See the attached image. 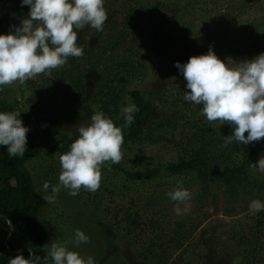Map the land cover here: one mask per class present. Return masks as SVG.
I'll list each match as a JSON object with an SVG mask.
<instances>
[{
    "label": "trees",
    "instance_id": "16d2710c",
    "mask_svg": "<svg viewBox=\"0 0 264 264\" xmlns=\"http://www.w3.org/2000/svg\"><path fill=\"white\" fill-rule=\"evenodd\" d=\"M21 5L22 0H0V35L14 32L13 26H20L21 20L27 17L30 8ZM104 6L108 19L103 32L90 26L77 31V44L84 49L83 57H70L51 76L39 74L23 84L17 81L15 88L8 86L5 93L0 91V112H19L21 99L29 98L27 92L33 89L37 93L45 92L56 102L72 105L69 111L80 126L91 123L97 107L103 111L122 128V161L105 162L100 188L95 193L81 190L75 199L84 197L83 211H93V222L99 220L123 239L137 241L142 246L137 251L139 259L148 264H181L182 250L208 216L193 209L179 215L174 209L160 212L163 208L175 207L167 193L182 181L192 194L188 202L193 206L205 207L204 210L208 205L214 215L219 212L228 217L249 212L252 200L264 202V174L251 166L258 165L264 139L249 145L233 142L225 146L222 136L231 135L232 126L209 123L195 105L184 101L187 82L179 70L173 83L180 88L165 89L155 103L148 99L151 95L148 91L132 84L144 75L150 54H160L157 52L160 44L153 37L166 39L162 27L185 44L196 28L197 16L205 26L204 35L191 42L192 54L183 57V64L192 56L206 54L210 48L220 59L227 54L234 61H240L241 52L255 38L261 40L263 52H260L264 53V0H105ZM151 18L155 30L151 35H144L143 23ZM159 62H154L155 70L163 65ZM160 72L168 74L165 68ZM129 103H134L140 111L135 114L134 122L126 126L120 109ZM49 137V133H43L38 140L34 135L28 136L23 157H10L7 147L0 146V215H3L0 264H8L17 255L28 259L30 251L40 256L44 264L50 250L41 200L28 166L45 154L41 153V146L47 147L59 160L61 154L70 150L78 132H60L51 146L46 142L42 145V139ZM139 150L163 153L159 157L151 156L150 163L142 165L136 154ZM253 216L255 229L260 232L264 228V220L261 221L264 211ZM7 219L14 230L6 242L10 232ZM89 225L91 231L86 228L88 233L82 232L105 241L97 235L96 226ZM21 249L20 254H15ZM101 249L94 260L103 256L107 248L101 245ZM252 251L255 245H250L246 254ZM203 257L209 259L206 255ZM261 260L264 264V259ZM47 264L53 261L49 258Z\"/></svg>",
    "mask_w": 264,
    "mask_h": 264
},
{
    "label": "clouds",
    "instance_id": "9594fccd",
    "mask_svg": "<svg viewBox=\"0 0 264 264\" xmlns=\"http://www.w3.org/2000/svg\"><path fill=\"white\" fill-rule=\"evenodd\" d=\"M104 3L105 0H22L21 6L30 8L27 17L20 26H13L14 32L0 35V86H10L16 81L23 84L39 74L51 76L70 57L82 58L84 49L77 44V31L90 26L103 32L108 19ZM175 67L187 82L184 101L199 106V114L209 123L232 126L233 133L222 136L225 146L233 142L249 145L264 139V53L251 60L228 58L225 62L210 48L204 55L190 57L187 63L177 62ZM120 111L125 125L130 126L140 109L129 103ZM20 115L18 111L0 112V146L7 147L10 157H23L26 152L30 129L24 126ZM123 143L122 128L98 107L94 109L91 123L78 127V138L71 143L69 151L59 156V183L51 186V194L43 199L47 204L54 203L62 189H67L73 197L81 190L95 193L101 186V168L105 162L122 161ZM257 163L258 166L251 165L253 170L264 174V156ZM49 188L45 182L44 191ZM167 195L175 202L174 211L178 215L180 205L186 208L192 196L182 181ZM261 211L264 202L252 200L249 213L255 215ZM89 241L84 232L75 230L72 242L76 247ZM49 258L53 264H95L91 256L85 258L70 251L67 244L51 243L44 264ZM8 264H41V257L30 251L28 259L17 255Z\"/></svg>",
    "mask_w": 264,
    "mask_h": 264
},
{
    "label": "rangeland",
    "instance_id": "374dc122",
    "mask_svg": "<svg viewBox=\"0 0 264 264\" xmlns=\"http://www.w3.org/2000/svg\"><path fill=\"white\" fill-rule=\"evenodd\" d=\"M167 17L169 16L167 15ZM199 18L200 16H197L196 28L189 34L190 40H187L185 44L173 38L172 34H167L169 30L164 27H162L161 31L166 36L165 40H159L157 36L153 37L154 39L156 38L155 43L158 42L160 44L161 48L157 51L160 54H150L144 75L132 84L137 89L148 91L151 94L148 99L153 103L157 102L159 97H162L165 89L178 90L180 88L173 83V77L175 75L176 77L178 76V69H176L175 64L177 62L183 64V57L192 54L193 45H191V42L203 37L205 26H203L201 18L200 20ZM141 29L144 35H151L150 33L155 30V22L152 18L148 19L143 23ZM260 42L261 40L258 38L252 39L251 45L241 52L240 61L251 60L263 52ZM201 54L199 53L197 56ZM228 58V55L225 54L221 60L227 62ZM157 61H160L159 63L163 65L161 68L158 66L155 70L154 62ZM163 68L167 70V75L160 72ZM172 72L175 73L172 75ZM11 86L15 88L17 81ZM0 87L3 88L4 93L8 90V86ZM35 91L33 89L27 92L30 97L28 98L26 95L27 97L20 101L19 112L21 115L19 119L23 121L25 127L30 129L27 137L34 135L38 140L41 139L40 136L43 133H49L50 137L47 140L42 139L41 143L44 145L46 142V145L51 146L53 139L56 138L58 133L78 132L79 121L69 111L72 105L56 102L45 92L37 93L38 91ZM17 99H20L19 96ZM196 108L200 112V107L196 106ZM41 147V153L45 152V154L31 161L28 168L37 186L41 200V216L48 230L51 243L67 244L70 251L78 252L85 258L91 256L93 259L102 252L101 245H104V249H107L105 252L103 251V256L94 260L95 264H148L147 261L145 262L137 256V251L141 250L142 247L137 241H133L132 238L123 239L121 235L114 232L110 227L106 229L99 220H95L96 223L93 222V211L91 210L90 213L83 211V196H81L80 200H76L75 197L68 194L67 189H62L56 196L55 202L47 204L43 196L50 195L51 186L59 183L60 164L52 151H48L47 147ZM260 150L262 151L260 153L264 156V141L261 143ZM162 153L163 151L161 150H139L136 154L139 163L141 162L144 165L145 163H150L148 160L151 156L159 157ZM168 158H165V160ZM254 171L258 172V170ZM259 174L262 173L259 172ZM45 182L50 185L47 192L43 189ZM220 203L223 204L221 201ZM221 204L220 207L222 208ZM167 206H170V204H167ZM180 207L181 213L193 209L196 212L200 211V215L206 213L208 216L207 220L199 227L196 236H193L191 242L182 250L181 264H263L261 259H264V228L257 232L252 214L243 212L237 216L228 217L218 212L217 215H214L210 206L207 205L206 209L203 210L205 207L193 206L189 202H187L186 208L185 205H180ZM243 208L245 209L246 207ZM171 209H174V207L163 208L160 212L166 213ZM263 220L261 219V221ZM90 223L96 226L97 235H100L107 243L98 239V237H89L90 241L88 243H81L79 247H76L72 242L74 241L75 230H85L88 233L86 228L89 229L88 231L92 229L89 227ZM200 233L202 235L199 237L202 242L198 240ZM134 242H137L138 245H134ZM250 245H255V251L248 255L246 252H248ZM203 255L208 256L209 259H205Z\"/></svg>",
    "mask_w": 264,
    "mask_h": 264
},
{
    "label": "water",
    "instance_id": "95a60500",
    "mask_svg": "<svg viewBox=\"0 0 264 264\" xmlns=\"http://www.w3.org/2000/svg\"><path fill=\"white\" fill-rule=\"evenodd\" d=\"M2 217H3V215H0V218H2ZM7 223H8L9 226H10V232H9V235H8V237H7V239H6V242L12 237L13 230H14V227H13L12 222H10V221L7 219ZM22 250H23V249H21V250L15 252V254H20V253L22 252Z\"/></svg>",
    "mask_w": 264,
    "mask_h": 264
}]
</instances>
